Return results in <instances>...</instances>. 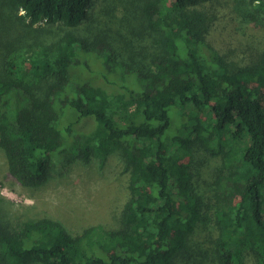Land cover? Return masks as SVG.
<instances>
[{"label": "trees", "instance_id": "1", "mask_svg": "<svg viewBox=\"0 0 264 264\" xmlns=\"http://www.w3.org/2000/svg\"><path fill=\"white\" fill-rule=\"evenodd\" d=\"M92 1L0 0V149L25 190L60 153L117 157L115 215L4 221L0 264H264V48L240 65L210 46L212 0H123L116 23ZM236 3L264 28V0Z\"/></svg>", "mask_w": 264, "mask_h": 264}, {"label": "rangeland", "instance_id": "2", "mask_svg": "<svg viewBox=\"0 0 264 264\" xmlns=\"http://www.w3.org/2000/svg\"><path fill=\"white\" fill-rule=\"evenodd\" d=\"M107 3L115 6V23L121 16L127 19L131 13L132 6L123 0H93L89 8L90 17L97 16L102 22L104 15L101 9ZM204 8L213 16L206 40L217 52L228 54L241 65L249 63L264 48V28H255L246 22L236 0H212ZM85 23L80 25L84 35ZM128 24L124 22L126 27ZM108 26L115 27L112 23ZM50 27L55 28L42 24L38 29ZM63 155L64 152L56 156L55 175L49 183L35 190H25L8 174L5 156L0 149V225L4 221L9 222L10 229L19 225L18 218L41 212L50 213L62 221L72 233L90 224L112 221L113 210L116 211L117 206L115 202L116 206L114 204L112 208V193L121 182V161L113 156L104 167L98 161L68 166ZM198 157L203 158L202 152ZM199 184L201 189L205 187L201 180ZM190 261L196 264L197 256L192 255ZM245 264L254 263L251 258H246Z\"/></svg>", "mask_w": 264, "mask_h": 264}]
</instances>
